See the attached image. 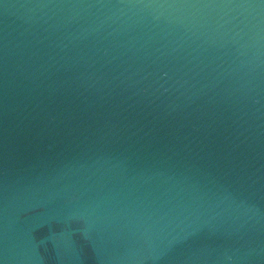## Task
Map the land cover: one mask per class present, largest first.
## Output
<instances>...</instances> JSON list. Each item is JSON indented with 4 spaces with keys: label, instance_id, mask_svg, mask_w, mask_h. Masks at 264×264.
<instances>
[{
    "label": "water",
    "instance_id": "95a60500",
    "mask_svg": "<svg viewBox=\"0 0 264 264\" xmlns=\"http://www.w3.org/2000/svg\"><path fill=\"white\" fill-rule=\"evenodd\" d=\"M0 264H264V0H0Z\"/></svg>",
    "mask_w": 264,
    "mask_h": 264
}]
</instances>
